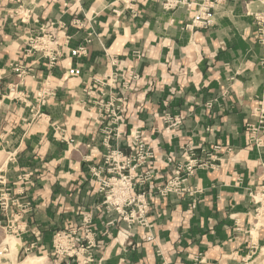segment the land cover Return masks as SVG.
<instances>
[{
  "label": "crops",
  "instance_id": "crops-1",
  "mask_svg": "<svg viewBox=\"0 0 264 264\" xmlns=\"http://www.w3.org/2000/svg\"><path fill=\"white\" fill-rule=\"evenodd\" d=\"M211 1L215 21L200 27L188 25L207 0H0V194L17 200L0 211V264H264L250 194L264 181V34L254 15L264 18V0ZM43 32L63 51L54 67L24 57ZM78 46L86 52L71 55ZM16 62L27 64L22 79ZM11 84L28 97L11 96ZM110 94L126 98L112 146L130 153L141 131L154 149L145 225L107 209L91 177L107 151L99 102ZM166 114L181 124L169 127ZM188 145L204 159L218 145L220 159L197 168L181 194H157ZM87 212L96 245L79 259L56 254L54 233L80 228Z\"/></svg>",
  "mask_w": 264,
  "mask_h": 264
},
{
  "label": "built area",
  "instance_id": "built-area-1",
  "mask_svg": "<svg viewBox=\"0 0 264 264\" xmlns=\"http://www.w3.org/2000/svg\"><path fill=\"white\" fill-rule=\"evenodd\" d=\"M213 3V1L207 0V2L201 4L192 19V23L188 26H212L215 21ZM166 4L172 5L170 1ZM254 15L258 24V30L264 34V18L259 14ZM262 43L264 44V39H262ZM58 45V39L52 34L43 32L31 36L28 47L24 49V57H29L32 54H41L47 59V65L54 67L58 64L63 54L62 49L59 50ZM85 52L86 48L84 46L70 49V54L73 56H79ZM13 69L21 79L28 74L26 63L16 62L13 64ZM80 72L81 69L78 67H71L69 69V74L72 75H78ZM132 77L137 78V75H133ZM17 86L18 84H11L9 94L18 99L27 98L28 95L25 93L23 95L19 92L16 94ZM46 93L43 90L37 96L42 104L46 103ZM125 100L126 98L122 96L110 94L107 99L99 102L101 110L109 114L111 124L106 125L104 128V142L107 151L104 154L103 163L91 169V177L92 180L99 184L98 190L103 194L102 204L107 209L117 212L124 220H136L138 223L145 225L152 194L147 192L145 188L152 181L154 175L148 164L154 158L155 153L150 143L143 138L141 131L136 132L133 139L134 148L130 153L126 154L120 148L112 146V137L121 133L120 124L123 123L121 110ZM39 114V110L34 112V115ZM165 119L169 127L178 126L182 121L179 116L173 118L168 114L165 115ZM260 122L264 124V108L261 109ZM251 129L256 130L257 128L252 126ZM185 149L190 152L188 160L178 164L179 173L169 178L165 185L156 187L157 194L162 196L168 195L171 192L181 194L188 190L187 181L193 176L197 168L213 166L215 165L213 161L220 159L216 152L220 149L218 145L214 146V151L204 150L207 159L198 156L191 145L186 146ZM168 159L172 160L171 157ZM250 194L257 204L255 209L256 224L262 226L264 225V181L258 188L252 190ZM13 204H17L16 199H12L10 196L7 197L4 193L0 194V211H10V207ZM24 211L25 209L13 212L12 221L22 220ZM91 215L90 212H87L82 216L80 228L63 229L54 233L53 250L56 254L79 259L84 250L96 245V231L92 227ZM24 227L25 225L22 223H12L9 225V228L15 230V232L22 231ZM92 260L91 255L84 257L85 262ZM243 264H247V261Z\"/></svg>",
  "mask_w": 264,
  "mask_h": 264
},
{
  "label": "bare ground",
  "instance_id": "bare-ground-1",
  "mask_svg": "<svg viewBox=\"0 0 264 264\" xmlns=\"http://www.w3.org/2000/svg\"><path fill=\"white\" fill-rule=\"evenodd\" d=\"M11 252H10V254H9V256H13L14 254H16V252H17V243L16 242H14L12 245H11ZM14 259V258H13ZM36 259L35 258H31V259H28V260H25L24 262H22V263H19V264H35V261ZM12 262V261H11Z\"/></svg>",
  "mask_w": 264,
  "mask_h": 264
},
{
  "label": "rangeland",
  "instance_id": "rangeland-1",
  "mask_svg": "<svg viewBox=\"0 0 264 264\" xmlns=\"http://www.w3.org/2000/svg\"><path fill=\"white\" fill-rule=\"evenodd\" d=\"M256 221V219H255ZM261 221V219H260ZM16 240L9 234L5 235V243H9L10 245H12ZM0 251H3V246L0 248Z\"/></svg>",
  "mask_w": 264,
  "mask_h": 264
}]
</instances>
